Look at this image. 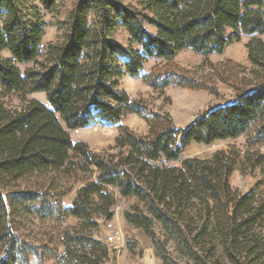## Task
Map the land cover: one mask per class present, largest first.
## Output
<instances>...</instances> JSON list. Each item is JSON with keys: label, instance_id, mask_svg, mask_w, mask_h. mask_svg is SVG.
I'll list each match as a JSON object with an SVG mask.
<instances>
[{"label": "trees", "instance_id": "1", "mask_svg": "<svg viewBox=\"0 0 264 264\" xmlns=\"http://www.w3.org/2000/svg\"><path fill=\"white\" fill-rule=\"evenodd\" d=\"M58 1L0 0V264L32 257L104 264L111 249L92 231L112 219L117 195L138 201L123 217L150 239L162 264H178L166 252L169 241L188 252L193 263L184 264H264V192L239 193L230 183L236 166L264 168V0H141L137 7L75 0L60 37L42 49L41 11L53 13ZM117 25L128 35L126 47L115 40ZM241 34L252 35L248 79L234 86L232 102L209 107L184 128L119 89L149 58L170 62L184 49L221 53ZM143 81L154 89L174 82ZM35 92L47 104L28 98ZM10 97L21 105L8 107ZM128 114L145 120V135L120 124ZM93 122L118 124L107 151L70 137L69 130ZM241 135L242 153L228 147L169 164L192 143ZM74 183V197L63 205ZM67 218L78 224L59 229Z\"/></svg>", "mask_w": 264, "mask_h": 264}, {"label": "rangeland", "instance_id": "2", "mask_svg": "<svg viewBox=\"0 0 264 264\" xmlns=\"http://www.w3.org/2000/svg\"><path fill=\"white\" fill-rule=\"evenodd\" d=\"M75 0H59L56 10L53 13L41 11L42 21L45 24L42 37V49L49 42L56 41L61 33L60 23L66 17ZM123 4L137 7L141 0H119ZM153 32L152 27H147ZM232 33L231 29L226 30V36ZM252 35L241 34L238 42L229 43L221 53L204 55L190 49L179 51L172 61L166 62L161 59L149 58L139 75L132 77L123 76L119 81V89L125 91L133 100L144 101L147 107L155 112H167L176 128H184L198 115L209 107L223 105L234 100L235 87L243 86L248 79L247 72L251 64L247 59L245 44ZM264 41V33L258 36ZM115 40L126 47L128 35L119 25L116 27ZM2 57H9L7 51L1 53ZM29 64H19L18 68L23 71ZM145 75L150 77L163 78L169 76L174 80L162 89H154L143 81ZM234 87V88H233ZM47 104L45 94L35 92L28 96ZM8 107H19L21 104L16 98L4 100ZM120 124L127 126L138 135H145L148 127L143 118L138 115H125ZM72 141H82L90 149L96 152L107 151L114 144L118 134V124L106 122H93L89 126L69 130ZM244 136L232 139L216 140L210 144L192 143L185 147L179 159L169 164H179L180 159L185 157L207 158L215 151L234 147L240 153L243 152ZM231 186L239 193L247 192L250 189H257L264 192V168L257 167L243 171L236 166L230 177ZM80 183L71 185L72 191L62 200L63 205H70L75 191ZM117 202L113 208L111 220H100V228L92 231V235L102 239L111 249V256L104 264H162L155 255L154 247L150 239L141 229L135 228L125 221L123 213L131 210L132 206L138 204L133 198H121L116 196ZM141 206V204H139ZM111 223L113 229L120 231L121 239L109 242L107 238L111 234L108 227ZM78 224L75 218H67L59 224V229L67 226L73 227ZM127 243L133 246L129 250ZM166 252L172 262L184 264L193 263L186 249L179 243L169 241L166 244ZM62 252V247L58 248ZM29 264H41L34 257ZM42 264H57L55 260H49Z\"/></svg>", "mask_w": 264, "mask_h": 264}, {"label": "built area", "instance_id": "3", "mask_svg": "<svg viewBox=\"0 0 264 264\" xmlns=\"http://www.w3.org/2000/svg\"><path fill=\"white\" fill-rule=\"evenodd\" d=\"M107 225L112 230L110 236L107 238L109 242L123 238L120 231L113 229V226L111 223H108Z\"/></svg>", "mask_w": 264, "mask_h": 264}, {"label": "crops", "instance_id": "4", "mask_svg": "<svg viewBox=\"0 0 264 264\" xmlns=\"http://www.w3.org/2000/svg\"><path fill=\"white\" fill-rule=\"evenodd\" d=\"M148 264H155V263L152 261V262H149Z\"/></svg>", "mask_w": 264, "mask_h": 264}]
</instances>
